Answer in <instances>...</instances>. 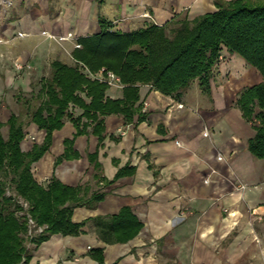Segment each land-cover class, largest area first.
Segmentation results:
<instances>
[{"label": "crops", "instance_id": "1", "mask_svg": "<svg viewBox=\"0 0 264 264\" xmlns=\"http://www.w3.org/2000/svg\"><path fill=\"white\" fill-rule=\"evenodd\" d=\"M55 1L20 0L16 17L0 25V39L31 36L14 45L13 58L39 69L47 54V42L38 37L44 28L57 35L73 33L77 40L98 33L100 19L113 30L131 32L217 10L214 0H62L56 12ZM9 51V45L0 46L2 135L14 113L6 104L7 91L25 86L24 77L16 80L12 63L7 65ZM228 66L241 79L216 91L211 82L209 95L199 85L200 93L189 86L179 95L140 86L135 107L144 119L137 121L136 114L126 123L123 116H105L100 143L93 121L83 118L85 132L76 135L75 125L65 120L53 132L49 149L31 165L34 178L45 185L56 177L67 186H81L85 194L99 190L105 196L94 208L74 209L72 221L84 223L78 236H51L32 251L28 264H98L90 256L94 249H102L105 264H264V159L246 152L255 131L235 105L237 91L257 71L235 55ZM106 97L122 99L123 86H109ZM75 107L80 116L83 110ZM27 131L35 141L25 136V152L46 136L34 123ZM66 141L72 142L68 149ZM94 153L97 171L89 158ZM120 171L124 174L116 178ZM124 208L141 223L138 233L127 242L102 240L95 220L117 216Z\"/></svg>", "mask_w": 264, "mask_h": 264}, {"label": "trees", "instance_id": "2", "mask_svg": "<svg viewBox=\"0 0 264 264\" xmlns=\"http://www.w3.org/2000/svg\"><path fill=\"white\" fill-rule=\"evenodd\" d=\"M214 4L217 9L214 13L193 20L174 19L163 27L149 24L131 32L113 30L109 21L100 19L98 33L77 39L78 47L71 54L73 65L61 60L51 63L49 76L40 80V103L36 108L32 109L30 99L18 98L21 104L28 103L25 108L30 110V122L44 130L46 136L41 145L25 152L21 148L26 136L24 112L12 113L6 124L7 137L1 133L0 122V264L29 263L32 251L25 245L26 237L35 250L55 234L78 236L84 223L72 221L74 209L94 208L105 196L99 190L85 194L81 186H67L56 177L45 185L34 178L31 165L49 149L53 132L62 128L65 119L75 125L76 135L85 132L87 125L82 124L83 118L93 121V133L100 143L105 116L120 115L126 123L133 122L136 114L137 121L144 119L140 106L135 107L142 85L165 95H179L197 80L201 91L209 95L213 71L223 49L261 74L260 83L241 90L236 106L255 131L247 150L264 159V0H214ZM77 63L87 66L93 74L103 69L113 72L123 85L124 97L107 98L109 85L86 76ZM71 104L83 113L74 117L69 111ZM71 143L66 141L67 149ZM89 158L94 169L99 170L97 154ZM123 174L120 171L116 178ZM95 177L100 179L98 174ZM8 184L13 186L16 197L28 204L27 209L16 197L7 195ZM29 217L45 229L29 236ZM95 221L101 239L112 243L127 242L141 228L129 208L117 216ZM102 252L94 249L90 256L98 264H105Z\"/></svg>", "mask_w": 264, "mask_h": 264}, {"label": "rangeland", "instance_id": "3", "mask_svg": "<svg viewBox=\"0 0 264 264\" xmlns=\"http://www.w3.org/2000/svg\"><path fill=\"white\" fill-rule=\"evenodd\" d=\"M12 2V5L10 7L7 8V12H0V25H4L7 24L10 20H12L13 18L16 17V7L19 8V6L21 5L20 0H10ZM62 0H57L55 2H51L54 6V9L56 12H59L61 10V5L63 2H61ZM50 2V1H49ZM22 8L25 9L23 3H22ZM18 13L23 14L24 10L20 9L18 11ZM51 22H53L51 20ZM149 25V24H148ZM148 25H146L145 27H147ZM143 27V28H145ZM29 34L27 33H20L19 35H15V36H9L7 39L3 40L0 39V46H4V45H9L10 47V51L8 52L9 57L7 61V65L9 63H12L11 65L9 64V68L13 69L15 71V76H16V80L21 79L22 77L24 81H22V83L25 84V86H19L15 89H12L11 91H7V99H6V104L8 106V108L11 110V112L14 113H20L21 111L24 112V115L22 116L23 121L25 122V130L26 132H28V128L29 126L32 124L30 122V110H26V105H28V103L25 102V104H21L20 102H18L17 98H25L27 100L30 101L32 109L36 108L39 103H40V99H39V90H40V80L44 77H48L50 72H51V63L52 61H54L55 59L57 60H61L67 64L73 65L74 64V59L72 58V50L75 47H78L77 45V35L73 34V33H68L66 35H57V34H53L50 33V31H47V28L42 29L40 36L38 37H42L41 39H39L40 42H44L46 41L47 43L44 44V52L46 51L47 54L46 56H44L43 61H41L43 64H41V67L39 69L36 68V66H34L33 64L24 62V61H20L18 60L19 58L16 56L15 58L12 57V54L14 52H16V47L14 46L15 44H18V47L20 45V43L17 42H24L26 40V37H28ZM31 36H29L28 38H30ZM18 38V39H16ZM20 38V39H19ZM37 41V40H36ZM35 41V42H36ZM28 42V40H27ZM29 43V42H28ZM27 44V43H26ZM25 46V45H23ZM239 57V56H238ZM230 60V55H228V53L226 52L225 49H223L222 51V57L220 59V62L217 64V66L215 67L214 71H213V76H212V85L214 90H219L224 86H226L228 83H234L236 80L241 79V75L239 73H235V71L231 70L230 67L228 66V62ZM22 64V68L20 70H18L16 68V64ZM78 69L84 73L86 76L88 75L89 69L87 68V66L83 65L82 63H77ZM251 67V66H249ZM253 68V67H251ZM254 69V68H253ZM256 70V69H255ZM257 71V70H256ZM102 72V70H100L98 73ZM241 73V72H240ZM256 77L253 78V80L251 82H249L248 84L241 86L239 88V91H237V97L236 100L238 98V94L241 92V90H243L244 88L256 85L258 83H260L262 81V77H260V73L257 71L255 73ZM21 77V78H20ZM90 77V76H89ZM123 86V85H122ZM197 88H194V87ZM193 92H195L197 89V93H200L198 90V84L197 81H193L189 87ZM193 94V93H192ZM81 96L83 97L84 95L81 94ZM195 100H198L197 98ZM236 105V102H235ZM76 107L74 105H70L69 107V111L72 113V115L74 117H78L76 114L78 113V109H76ZM66 120V119H65ZM248 123V122H247ZM251 127L252 124L248 123ZM253 128V127H252ZM3 135L4 137L7 136V129L3 130ZM26 139L28 140H34L35 141V137L32 136L31 134H27ZM247 152V149H246ZM7 195L10 196L12 195L13 197H16V194L14 192L13 186L11 184H8V188H7ZM17 198V197H16ZM18 202L23 205V207L25 209L28 208V204L21 198H17ZM20 215L22 214L21 212L19 213ZM25 245L28 248V251L31 252L33 251V244L30 243V241L28 240V238L26 237L25 240ZM163 263V262H162Z\"/></svg>", "mask_w": 264, "mask_h": 264}, {"label": "built area", "instance_id": "4", "mask_svg": "<svg viewBox=\"0 0 264 264\" xmlns=\"http://www.w3.org/2000/svg\"><path fill=\"white\" fill-rule=\"evenodd\" d=\"M11 5H12V2L10 0H0V12H2V11H3V13L6 12L7 8L10 7ZM16 68L18 70H20L22 68V64L17 63ZM88 75L93 79L96 78L101 82L107 83L109 86H115V85L120 86V85H122L119 77L116 76L111 71L104 72V69H103L102 72H100L99 74H93L91 72H88ZM179 106L182 107V105H179ZM206 135H208V134H206ZM242 188H244V187H242ZM28 224L30 227V230L28 232L29 236H33L35 234L41 233L45 229V227L37 226L35 224V222L30 217L28 219Z\"/></svg>", "mask_w": 264, "mask_h": 264}]
</instances>
